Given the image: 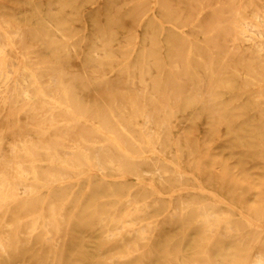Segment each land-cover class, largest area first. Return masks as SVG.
Wrapping results in <instances>:
<instances>
[{"label": "rangeland", "instance_id": "obj_1", "mask_svg": "<svg viewBox=\"0 0 264 264\" xmlns=\"http://www.w3.org/2000/svg\"><path fill=\"white\" fill-rule=\"evenodd\" d=\"M259 45L264 47V0H0V49L3 50L0 55L4 54L0 56V65L9 71V75L0 77V96L4 95L0 97V178L11 182L17 179L16 165L20 162L28 171L27 175H32L29 182L35 177L43 181L55 176L64 177L68 196L53 194L48 197L47 191L40 189L41 194L33 197L27 207L12 205L7 208L3 205L0 208L3 209L0 210V238H4L0 239V264H205L208 260L215 264L217 260H223V264H250V244L255 237L264 238V233L260 234L261 230L253 225L255 222L248 225L240 221L239 226L245 233L242 245L234 238L221 235L208 244L197 225L198 210L195 207L189 214L177 216L179 218L164 219L161 214L168 209L167 200L174 194L171 193L173 190L180 191L186 199L215 205L219 214L227 212L224 206L216 205L208 193H202V187L219 194L264 225V49ZM10 78L11 86L14 84L12 88L8 86ZM33 83L38 89L30 95L13 91L17 85L31 88ZM36 83L40 87L44 84L43 92ZM38 90L41 94L37 98ZM11 92H14L13 96ZM63 98L70 101L65 99L63 102ZM49 100L59 107H53ZM44 101H49L50 105L45 106ZM64 103L65 107L62 106ZM30 104L35 105L38 112L30 111ZM48 112L54 114L57 127L60 123L62 130L49 124L45 116ZM68 114L70 119L74 117L76 122L84 126L88 122L89 125L79 124L83 128L79 129L74 118L72 121L67 119ZM97 115L105 120L101 118L100 123ZM93 117L99 120H92ZM64 122L67 123L65 126ZM69 123L72 124L70 127ZM159 126L161 129L157 131ZM114 130L119 136L117 133L115 136ZM153 130L163 137L156 136ZM129 136L133 139L127 138ZM80 138H86L88 142L79 141L77 145ZM92 142H98V145ZM65 143L68 146L72 143L71 147H83L86 143L84 148L90 158L87 160L83 156L80 158L81 154L71 153V149H65L68 147ZM102 143L106 145L103 147ZM59 145L65 146L61 149ZM133 145L135 148H131ZM24 146L31 148L24 149ZM54 149L62 156L65 150L71 151H67L70 157L61 158L64 165L60 158L53 157V160L48 155L55 154ZM29 152L34 153L37 163H43L39 162L35 167L37 176L31 170ZM133 155H142V158ZM89 160L94 166H87L91 164ZM178 168L180 173L188 176L180 174ZM90 171L94 172L89 174ZM83 173L91 177L86 178ZM146 178L150 183H145ZM52 200L56 204V220L48 222ZM145 201L147 205H144ZM153 202H160L159 210ZM138 206L140 210L136 208ZM114 207L118 208L114 210ZM175 209L173 207L171 212ZM124 214H128L127 217ZM231 217L238 219L237 213ZM103 219L105 231L113 234L118 231L116 237H104L100 225ZM148 221L149 224H145ZM56 222L62 228L57 229ZM49 223L55 226L51 227ZM31 225H38L35 227L38 229ZM142 227L148 229L145 231ZM138 230L145 231L142 240L138 239L141 237ZM130 233L133 234L130 236ZM259 249L256 247L255 251ZM205 251L207 254L203 255Z\"/></svg>", "mask_w": 264, "mask_h": 264}, {"label": "bare ground", "instance_id": "obj_2", "mask_svg": "<svg viewBox=\"0 0 264 264\" xmlns=\"http://www.w3.org/2000/svg\"><path fill=\"white\" fill-rule=\"evenodd\" d=\"M155 4H157V3H155ZM156 7V6H155ZM64 10V9H63ZM152 12V11H151ZM154 13V12H153ZM202 14V13H201ZM199 18V17H198ZM145 19V18H144ZM144 19H143V21H144ZM161 22V21H160ZM3 30V29H2ZM1 30V31H2ZM4 31V30H3ZM244 31V30H243ZM7 33V32H6ZM5 33V34H6ZM8 34V33H7ZM258 35V34H257ZM6 36V35H5ZM8 36V35H7ZM6 36V37H7ZM259 36V35H258ZM256 38H259V37H256ZM1 39H3V38H1ZM8 39V38H7ZM247 40V39H246ZM10 42V41H9ZM9 42H7L8 44H9ZM11 43H12V41H11ZM202 43V42H201ZM254 44V43H253ZM10 45V44H9ZM8 46V45H7ZM11 46V45H10ZM262 47L263 46H261V45H259V48H261L262 49ZM7 48H9V46L7 47ZM16 48V47H15ZM2 49H3V47H2ZM12 49H13V47H12ZM192 49V48H191ZM263 49H264V47H263ZM7 49H5V51H6ZM260 50V49H259ZM0 51H1V49H0ZM135 51V50H134ZM191 51V50H190ZM1 52H3V50L1 51ZM0 52V53H1ZM5 53V52H4ZM193 53V52H192ZM4 55V54H3ZM3 55H0V56H3ZM19 56V55H18ZM22 57H23V55H22ZM3 58V57H2ZM9 58V57H8ZM21 59V58H20ZM5 60V59H4ZM2 60V63L4 64H6V62L5 61H8V60ZM22 60V59H21ZM79 60V59H78ZM131 60V59H130ZM0 61H1V59H0ZM4 61V62H3ZM23 61V60H22ZM35 61V60H34ZM203 61V60H202ZM204 62V61H203ZM20 63V62H19ZM25 63V62H24ZM37 63V62H36ZM1 64V63H0ZM16 64V63H15ZM2 65V64H1ZM0 65V77H4V76H7V74H8V72L9 71H7L8 69L6 68H4V67H2ZM17 65V64H16ZM15 65V66H16ZM178 64H176L175 66H177ZM6 66H7V64H6ZM5 66V67H6ZM21 66V65H20ZM19 67V66H18ZM39 67H41V66H39ZM178 67H179V65H178ZM178 67H177V70H178ZM12 68H13V66H12ZM27 67L25 66V69H26ZM43 68H44V66H43ZM18 69V68H17ZM17 69L15 70V71H17ZM24 68L22 69V71L23 70H25ZM28 71L30 70V69H27ZM39 70H44V69H39ZM46 70V69H45ZM176 70V71H177ZM12 72H14V71H12ZM32 72V71H31ZM177 72H180V70L179 71H177ZM18 73H20V71L19 72H17V76H18ZM34 73V72H33ZM114 73V72H113ZM112 73V74H113ZM239 73V72H238ZM38 74V73H37ZM50 74V73H49ZM84 74H85V71H84ZM164 74V73H163ZM9 75V74H8ZM55 75V74H54ZM82 75V74H81ZM86 75V74H85ZM149 75V74H148ZM40 76H42V75H40ZM50 76V75H49ZM51 76H53V75H51ZM63 76V75H62ZM84 76V75H83ZM90 76H92V75H90ZM245 76V75H244ZM36 78H37V76H35ZM54 77V76H53ZM75 77V76H74ZM86 77H87V75H86ZM85 77V78H86ZM94 77V76H93ZM12 78V77H11ZM11 78H10V85H8V86H11ZM25 78V77H24ZM40 78V77H39ZM49 78V77H48ZM35 79V78H34ZM42 79H43V76H42ZM51 79V78H50ZM61 79V78H60ZM63 79V78H62ZM81 79V78H80ZM63 80H65V79H63ZM82 80H84V78L82 79ZM82 80H80V83H81V81ZM7 81V80H6ZM37 81H38V79H37ZM55 81V80H54ZM61 81V80H60ZM151 81H153V80H151ZM254 81V80H253ZM256 81V80H255ZM18 82V81H17ZM51 82V81H50ZM251 82V81H250ZM5 83H8V81L7 82H5ZM16 83V82H15ZM133 83V82H132ZM20 84V83H19ZM35 83H33L32 84V87L30 88V87H20L19 85H17V86H15V88L13 89V91L14 92H18V91H20L21 93H23L24 94V96H26V95H30V92L32 91L33 92V90L34 89H38V88H36L35 87V85H34ZM134 84V83H133ZM142 84H143V81H142ZM2 85V84H1ZM14 85V84H13ZM12 85V86H13ZM36 85H37V83H36ZM44 85V84H43ZM43 85H41V87L43 86ZM48 85L49 84H47V86L46 87H48ZM107 85V84H106ZM140 85H141V83H140ZM6 86V85H5ZM12 86L11 87H9V88H12ZM19 86V87H18ZM37 86H39L40 87V84H38ZM53 86V85H52ZM56 86V85H55ZM59 86H61V85H59ZM65 86V85H64ZM63 86V88L65 89V87ZM68 86V85H67ZM66 86V87H67ZM92 86V85H91ZM90 86V87H91ZM141 86H143V85H141ZM144 86H146V85H144ZM147 86H148V84H147ZM174 86V85H173ZM3 86H1V88H2ZM40 87V88H41ZM50 87V86H49ZM62 87V86H61ZM107 87H108V85H107ZM106 87V88H107ZM134 87V86H133ZM43 88H45V87H43ZM57 89H58V87H56ZM55 88V89H56ZM6 89V91L8 90L7 89V87L5 88ZM4 88H3V90H5ZM46 89V88H45ZM50 89V88H49ZM48 89V90H49ZM53 88H51V90H52ZM55 89H54V91H55ZM44 90V89H43ZM47 90V89H46ZM50 90V91H51ZM94 90V89H93ZM146 90H147V88H146ZM145 90V91H146ZM1 91V90H0ZM5 91V92H6ZM40 90H38V92H39ZM41 91H42V88H41ZM40 91V92H41ZM53 91V92H54ZM58 91V90H57ZM60 91H62V89L60 90ZM64 91V90H63ZM65 91H66V89H65ZM64 91V92H65ZM68 91V90H67ZM66 91V92H67ZM99 91V90H98ZM105 91H106V89H105ZM14 92H11V95H12V93L14 94ZM37 93L36 94V96L38 95V94H41V93ZM43 92V91H42ZM95 92V91H94ZM46 93H48V91L46 92ZM106 93V92H105ZM5 94V93H4ZM18 94V93H17ZM48 94H51V93H48ZM58 94V93H57ZM6 95H8V94H6ZM54 95V94H53ZM64 95V94H63ZM67 95H69V92H68V94H66V96ZM93 95V94H92ZM4 95H2V97H3ZM9 96H10V92H9ZM13 96V95H12ZM65 95H64V97H66ZM191 96V95H190ZM219 96V95H218ZM221 96V95H220ZM1 97V96H0ZM1 97V98H2ZM11 97V96H10ZM39 97H40V95H39ZM49 97V96H48ZM110 97H112V96H110ZM262 97V96H261ZM37 98H38V96H37ZM45 98V97H44ZM50 98H52V97H50ZM53 98H54V96H53ZM45 99H47V98H45ZM45 99H43V100H45ZM49 99V98H48ZM56 99V98H55ZM60 99H61V97H59V102H60ZM66 99V98H65ZM64 98H63V102H64V100H65ZM68 99V98H67ZM66 99V100H67ZM79 99V98H78ZM78 99H77V101H78ZM112 100H113V98H111ZM7 100V99H6ZM28 100H30V99H28ZM74 100V99H73ZM72 100V102H74ZM3 101H5V100H3ZM2 101V102H3ZM41 101V100H40ZM50 101V104H51V100H49ZM49 101H48V103H45L46 101H44V104H45V106H48V105H50L49 104ZM58 101V100H57ZM67 101H70V100H67ZM114 101H116L115 99H114ZM114 101H112L113 102V104H115L116 102H114ZM7 102V101H6ZM58 102V103H59ZM112 102H110V104L112 103ZM3 103H5V102H3ZM2 103V104H3ZM43 103V102H42ZM53 103H54V101H53ZM62 103V102H61ZM68 103V102H67ZM77 103H79V102H77ZM1 104V105H2ZM35 105H37L36 103H34ZM46 104H48V105H46ZM57 104V103H56ZM73 104V103H72ZM71 104V105H72ZM34 105V106H35ZM41 105L42 104H40V107H41ZM51 105H53V104H51ZM55 105V104H54ZM53 105V107H56V108H58L59 107V105H58V107L57 106H54ZM64 105V107L66 106L65 105V103L64 104H62V106ZM70 105V104H69ZM89 105V104H88ZM95 105H97L96 104V102H95ZM4 106V105H3ZM7 106V105H6ZM16 106V105H15ZM29 106H31V104L30 105H28V107ZM34 106H31V108L29 107H27L28 109H32V110H30V111H33V110H35V111H37V109H36V107H34ZM61 106V104H60V107H62ZM73 106V105H72ZM63 107V108H64ZM71 107V106H70ZM89 107V106H88ZM112 107V106H111ZM126 107V106H125ZM158 107V106H157ZM35 108V109H34ZM43 108V107H42ZM41 108V109H42ZM44 108H46V107H44ZM48 108V107H47ZM50 108H52V106L50 107ZM50 108H48V109H50ZM67 108V107H66ZM73 108V107H72ZM76 108H78V107H76ZM5 109V108H4ZM47 109V110H48ZM75 109V108H74ZM86 109H88V108H86ZM138 109V108H137ZM25 110V109H24ZM24 110H22L23 112H24ZM42 110H44V109H42ZM51 110V109H50ZM49 110V111H50ZM54 110H55V108H54ZM57 110V109H56ZM59 110V109H58ZM60 110H62V109H60ZM97 110H99V109H97ZM22 111H21V113H22ZM45 111V110H44ZM43 111V112H44ZM63 111V110H62ZM64 111H66V110H64ZM71 111H73V110H71ZM108 111H109V108H108ZM113 111V110H112ZM29 112V111H28ZM38 112V111H37ZM37 112H36V115H37ZM39 112H40V110H39ZM54 112V111H53ZM60 112V111H59ZM80 112V111H79ZM110 112V111H109ZM174 112V111H173ZM26 113V112H25ZM33 114H34V112H32ZM51 113V112H50ZM49 112H48V115H45L48 119V122H49V124L51 125V126H56V128H58V129H61V128H59V127H61L60 126V123H59V127H57V122H56V120H55V118H54V114H50ZM55 113V112H54ZM64 113V116L66 117V114H65V112H63ZM66 113H68V112H66ZM70 114H72L71 112H69ZM74 113H76V114H78L77 112H76V110H75V112ZM20 114V113H19ZM28 114V113H27ZM30 114V113H29ZM28 114V115H29ZM61 115H59V116H62V113H60ZM70 114H68L69 115V118H67V119H70ZM101 114V113H100ZM25 115V114H24ZM72 115H74V116H78L79 118L82 116L81 114H79V115H75V114H72ZM18 116H20V115H18ZM35 116V115H34ZM63 116V117H64ZM91 116H93V115H91ZM98 116V118H100V116L99 115H97ZM96 116V117H97ZM1 117V116H0ZM46 117H44V118H46ZM82 117H84V116H82ZM95 117V116H94ZM92 118V120L93 119H96V118ZM108 117H110V116H108ZM113 117H114V115H113ZM113 117L111 118V120L113 119ZM72 118H74V117H72ZM72 118L70 119L71 121H72ZM78 118V119H79ZM102 118V117H101ZM101 118H100V123H101V121L102 120H105V119H103L102 118V120H101ZM150 118V117H149ZM43 119V118H42ZM60 119H62V117H60ZM64 119H66V118H64ZM62 120V121H65V120ZM75 119V122L77 121L76 120V118H74ZM73 119V120H74ZM82 119V118H81ZM85 119V118H84ZM114 119H115V117H114ZM114 119H113V121L112 122H114ZM28 120V119H27ZM68 121V122H71V121ZM80 120V119H79ZM90 120V119H89ZM88 120V121H89ZM97 120V119H96ZM96 120H94V121H96ZM99 120V119H98ZM97 120V121H98ZM118 120H120V119H118ZM83 121V120H82ZM85 121V120H84ZM83 121V122H84ZM41 122V121H40ZM44 122V121H43ZM67 122V121H66ZM73 123L72 122V124H76L77 123V125H78V128L80 127V128H82L79 124H81L82 125V123L81 122H76V123ZM120 122H122L121 120H120ZM120 122H115V123H120ZM133 122V121H132ZM85 123H86V121H85ZM90 123V122H89ZM92 123H93V121H92ZM98 123V122H97ZM103 123V122H102ZM115 123H113V124H115ZM123 123V122H122ZM18 124H19V119H18ZM65 124H67V123H65L64 122V125L63 126H65ZM71 124V125H72ZM94 124V123H93ZM144 124V123H143ZM70 125V123L68 124V126L70 127L71 126ZM76 125V126H77ZM87 125H89L88 124V122H87ZM86 125V126H87ZM91 125V124H90ZM98 125H102V124H98ZM104 125H105V123H104ZM106 125H108L109 126V123H107ZM105 125V126H106ZM123 125H125L124 123H123ZM159 125V124H158ZM164 125V124H163ZM163 125H160V126H163ZM19 126V125H18ZM75 126V125H74ZM75 126V127H76ZM83 127H86V126H84V125H82ZM115 126H117V124L115 125ZM160 126H159V128H158V130L157 131H159V129H161L160 128ZM45 127H46V125H45ZM69 127H67V128H69ZM94 127V126H93ZM93 127H91L92 129H94L95 130V128L97 127V125H96V127L95 128H93ZM111 127V126H110ZM114 127V126H113ZM122 127V130L121 131H123V126H121ZM142 128H143V125L141 126ZM145 127V126H144ZM148 127V126H147ZM150 127V126H149ZM171 127V126H170ZM33 128V127H32ZM52 128V127H51ZM55 128V127H54ZM64 128V127H63ZM77 128V127H76ZM77 128V129H78ZM79 128V129H80ZM88 128H90V127H88ZM98 128H102V126L100 127H98ZM116 128V130L118 129L119 130V128H120V126H119V128H117V127H115ZM127 128V127H126ZM140 128V127H139ZM37 129H38V127H37ZM40 129H43V128H40ZM57 129V130H58ZM66 129V128H65ZM71 129V128H70ZM70 129H68V130H70ZM73 129H74V127H73ZM76 129V132H78V130ZM83 129V128H82ZM85 129V128H84ZM107 129V128H106ZM145 129H146V127H145ZM48 130V129H47ZM47 130H46V133H47ZM62 130V129H61ZM68 130H67V132H68ZM99 130V129H98ZM109 130V129H108ZM126 130H128V128L126 129ZM141 130V129H140ZM147 130V129H146ZM87 131V130H86ZM115 131V130H114ZM121 131L119 132L120 133V136H121ZM141 131H143V130H141ZM154 131V130H153ZM48 132H50V129H49V131ZM75 132V131H74ZM75 132V133H76ZM89 132H91V130L90 131H87V133H89ZM98 132V131H97ZM102 132H105V131H103L102 130ZM101 132V133H102ZM118 131H115V136H116V133H117ZM125 132V131H124ZM128 132V131H127ZM161 132V131H160ZM62 133V132H61ZM80 133V132H79ZM78 133V134H79ZM100 133V132H99ZM109 134H110V132H108ZM143 133L144 132H142V135H143ZM148 133V131H146V134ZM154 133L156 134V131H154ZM154 133H153V136H154ZM49 133H47V135H48ZM68 134V133H67ZM70 134V133H69ZM86 134V133H85ZM94 134H96L95 132H94ZM93 134V135H94ZM106 134V133H105ZM112 134H113V130H112ZM124 134V133H123ZM134 133H132V135H133ZM77 135V133L75 134V136ZM79 135H81V134H79ZM83 135V134H82ZM81 135V136H82ZM89 135H91V134H89ZM92 135V136H93ZM114 135V134H113ZM126 136H127V134H125ZM129 135V134H128ZM158 135H161L159 132L156 134V136H158ZM49 136H50V134H49ZM63 136V135H62ZM105 136V135H104ZM103 136V137H104ZM107 136V135H106ZM112 136V135H111ZM117 136H119L118 135V133H117ZM131 136V135H130ZM130 136L129 137H127V138H130ZM134 136V135H133ZM132 136V137H133ZM150 136V135H149ZM152 136V137H153ZM155 136V137H156ZM162 136V135H161ZM80 137V136H79ZM83 137V136H82ZM94 137V136H93ZM92 137V139L95 141L96 139H94ZM112 137H114V136H112ZM112 137H110V139L112 138ZM131 137V138H132ZM144 137H146L145 135H144ZM163 137V136H162ZM62 137H60V140H64V139H61ZM69 138V137H68ZM76 138H78V136H76ZM87 138V137H86ZM86 138L83 140H81V138L80 139H78L77 141V145H79L78 143H79V141H82V142H88V140H86ZM119 138V137H118ZM122 138V137H121ZM130 138V139H131ZM154 138V137H153ZM157 138V137H156ZM58 139V138H57ZM103 139V138H102ZM129 139V140H130ZM133 139V138H132ZM131 139V140H132ZM136 139V138H135ZM134 139V140H135ZM140 139V138H139ZM145 139H148V137L147 138H145ZM158 139V138H157ZM92 140V141H93ZM118 140V139H117ZM131 140L129 141L130 143H131ZM149 140H151V138L149 139ZM155 139H153V141H154ZM174 140V139H173ZM107 141H111V140H107ZM112 141L114 142V140L112 139ZM111 141V142H112ZM116 141V140H115ZM141 141V140H140ZM158 141V140H157ZM161 141V140H160ZM159 141V142H160ZM1 142V141H0ZM66 142V141H65ZM71 142H72V139H71ZM99 142H101V141H99ZM106 142V141H105ZM112 142V143H113ZM119 143H121V140H119L118 141ZM128 142V141H127ZM128 142V143H129ZM134 142H136V141H134ZM137 142H139V141H137ZM136 142V143H137ZM141 142H143V141H141ZM150 142V141H149ZM151 142H152V140H151ZM151 142H150V144H151ZM154 142H156V141H154ZM158 142V143H159ZM69 143V142H68ZM98 143V142H97ZM97 143H93L92 142V144L94 145V144H96V145H98ZM118 143V144H119ZM129 143V144H130ZM136 143H133L132 142V144H136ZM157 143V144H158ZM43 144V143H42ZM66 145H67V143H65ZM74 144V143H73ZM89 144V143H88ZM91 144V145H92ZM103 144V147L106 145V143H102ZM115 144V143H114ZM122 144V143H121ZM120 144V146H122ZM125 144V143H124ZM129 144H127V145H129ZM139 144V143H138ZM141 144V143H140ZM140 144H139V146H140ZM143 144H144V142H143ZM146 144H147V142H146ZM156 144V145H157ZM22 145V144H21ZM48 145V144H47ZM71 146H72V143L70 144ZM68 146V147H66L65 145H63V146H65V149H71L72 150V152L71 151H68V150H65L64 151V154H63V156L62 155H60V153H58L55 149H54V153L55 154H50L49 152V154L48 155H50L51 156V158L53 159V157H56V158H60V160L59 161H61L60 163H62V160H61V158H63V157H65V158H68V157H70V156H68V152H71V153H73V154H76V153H78L79 155L81 154V156H80V158H82V156L83 157H85L87 160H88V152H86V150H85V148H84V146H86V143H85V145H83V147L82 146H78V147H71V146ZM76 145V142H75V146H77ZM95 145V146H96ZM117 145V144H116ZM131 145V144H130ZM148 145V144H147ZM154 145V144H153ZM59 146H62V145H59ZM63 146H62V148L61 149H63ZM118 146V145H117ZM138 145H137V147H139ZM144 146V145H143ZM155 146V145H154ZM154 146H153V148H154ZM162 146V145H161ZM175 146V145H174ZM185 146V145H184ZM23 147V146H22ZM47 147H49V146H47ZM91 147V146H90ZM97 147V146H96ZM95 147V148H96ZM99 147V146H98ZM119 147V146H118ZM136 147V148H137ZM149 148H150V145L148 146ZM176 147V146H175ZM28 148H31V147H28V146H24V149H28ZM101 148V147H100ZM114 148V147H113ZM116 148V147H115ZM131 148H135V146L133 145V147H131ZM15 149H16V147H15ZM34 149H35V147H34ZM59 149V148H58ZM60 149V150H61ZM119 149V148H118ZM121 149V148H120ZM125 149V148H124ZM161 149V148H160ZM31 150H33V149H31ZM48 150L49 151H51V149L50 148H48ZM88 150H90V149H88ZM95 150V149H94ZM102 150V149H101ZM126 150V149H125ZM124 150V151H125ZM128 150V149H127ZM126 150V151H127ZM177 150V149H176ZM25 151V150H24ZM39 152H40V150H38ZM44 151V150H43ZM47 151V150H46ZM68 151V152H67ZM96 151V150H95ZM106 151V150H105ZM118 151H120V150H118ZM121 151H122V149H121ZM125 151V152H126ZM143 151V150H142ZM150 151H151V149H150ZM28 152V151H27ZM34 152V151H33ZM90 152V151H89ZM92 152V151H91ZM103 152V151H102ZM101 152V153H102ZM110 152H112V151H110ZM154 152V151H153ZM153 152H150V153H153ZM158 152V151H157ZM14 153V152H13ZM16 153V152H15ZM18 153H19V151H18ZM99 153V152H98ZM106 152H104V154H105ZM122 153H124V152H122ZM160 153V152H159ZM178 153V152H177ZM34 153H32V152H29V154H28V156H29V162H30V166H32L31 167V170H32V172H33V175H36V172H37V169L35 168L36 166H37V164H39V162L37 163V160L35 159V157H34V155H33ZM90 154V153H89ZM93 154V153H92ZM103 154V153H102ZM109 154H112V153H109ZM128 154H129V152H128ZM130 154H132L131 152H130ZM129 154V155H130ZM143 156H144V154L145 153H141ZM157 154V153H156ZM19 155V154H18ZM78 155V156H79ZM108 155V154H107ZM125 155H126V153H125ZM137 155H138V153H137ZM142 155H140V156H138V157H141L142 158ZM146 155V154H145ZM150 155V154H149ZM152 155V154H151ZM154 155H155V153H154ZM154 155H152V156H154ZM178 155H180V153H178L177 154V156ZM77 156V155H76ZM77 156V157H78ZM128 156V155H127ZM135 158H137L138 159V157H136L135 155H133ZM148 156H146V158H147ZM164 157V156H163ZM179 157V156H178ZM90 158V157H89ZM93 159H94V157H92ZM101 158V157H100ZM104 158H105V156H104ZM125 158H126V156H125ZM131 158V157H130ZM133 158V157H132ZM132 158H131V160H132ZM145 158V157H144ZM145 158V159H146ZM51 159V160H52ZM78 159V158H77ZM110 158H109V156H108V160H109ZM122 159V158H121ZM128 159H129V157H128ZM136 159V160H137ZM151 159V158H150ZM54 160V159H53ZM57 160V159H56ZM108 160H107V162L106 163H108L109 165H110V161L108 162ZM117 159H115V161H116ZM144 160V159H143ZM147 160H148V158H147ZM164 160V159H163ZM64 161H66L65 159H64ZM95 161H96V158H95ZM99 161V160H98ZM111 161L112 162H114L113 160H112V158H111ZM118 161V160H117ZM116 161V162H117ZM120 161V160H119ZM122 161H124L125 162V160L123 159ZM128 161V160H127ZM134 161V160H133ZM138 161V160H137ZM55 161H53L52 163H54ZM87 163H88V161H86ZM89 162L91 163L90 165H89V163H88V165L87 166H91L93 163L89 160ZM131 162V161H130ZM146 163H147V161H145ZM152 162V161H151ZM158 162V161H157ZM180 162V161H179ZM41 163V162H40ZM65 163V162H64ZM67 163V162H66ZM82 163H83V161H82ZM101 163H103V161H102V159H101ZM101 163H98V164H101ZM121 163V162H120ZM126 163V162H125ZM41 164H43V163H41ZM56 164L58 165V163L56 162ZM63 164V163H62ZM74 164V163H73ZM84 164V163H83ZM114 165H116V163L114 162L113 163ZM52 165V164H51ZM50 165V166H51ZM54 165V164H53ZM60 165V164H59ZM64 165V164H63ZM66 165V164H65ZM85 165V164H84ZM109 165H106V166H109ZM113 165V166H114ZM117 165H119L120 166V164L118 163ZM138 165H140V163L138 164ZM142 165V164H141ZM17 172L19 173V177L17 178V179H15L14 181H9L7 178H0V208H2V206L3 205H7L6 207L8 208V207H10V206H12V205H22L23 207H27V206H29V204L30 203H32V200L31 199H34L33 197H35L36 195L38 196V194L40 193V189H42V190H46L47 191V196L49 197H51L53 194H57V195H62V194H65L66 195V179L63 177V178H61V176L58 178V177H52V178H48L47 180H41V179H39L38 177H35L34 179H33V182H29V178L32 176H28L27 174H28V171L26 170V169H24L23 167H22V164L19 162V163H17ZM60 166H62V165H60ZM59 166V167H60ZM67 166H68V164H67ZM66 166V167H67ZM74 166V165H73ZM72 166V167H73ZM82 167H83V165H81ZM80 166V167H81ZM92 166H94V164L92 165ZM100 165H97V167H99ZM111 166H112V164H111ZM118 166V167H119ZM124 166V165H123ZM123 166H121L122 168H123ZM136 166V165H135ZM135 166H133V167H135ZM105 167V166H104ZM103 167V168H104ZM176 167V166H175ZM63 168V167H62ZM84 168V167H83ZM92 168V167H91ZM95 168V167H94ZM94 168H92V169H94ZM113 169L114 168H116V167H112ZM139 168V167H138ZM177 168V167H176ZM180 168V167H179ZM179 168H178V172L180 173V171H179ZM202 168V167H201ZM212 168V167H211ZM64 169V168H63ZM82 169V168H81ZM91 169V170H92ZM117 169V168H116ZM203 169V168H202ZM66 170H68V171H70L71 170V172H72V169H70L69 170V168H67ZM89 170H90V168H89ZM102 170V169H101ZM104 170V169H103ZM120 170H121V168H120ZM119 170V171H120ZM123 170V169H122ZM181 170V169H180ZM201 170V169H200ZM204 170V169H203ZM212 170H213V168H212ZM79 171H81V170H79ZM79 171H77V172H79ZM113 171V170H112ZM134 171H135V169H134ZM156 172H157V170H155ZM74 172V171H73ZM94 172V171H93ZM92 171H90L89 172V174H91V173H93ZM104 172H106V168H105V171ZM118 172V171H117ZM191 172V171H190ZM214 172V171H213ZM35 173V174H34ZM81 173V172H80ZM95 173H96V171H95ZM120 173H121V171H120ZM119 173V174H120ZM136 173H137V170H136ZM158 173H159V170H158ZM167 173V172H166ZM187 173V172H186ZM75 174V173H74ZM84 174V173H83ZM82 174V176H85L86 177V173L83 175ZM96 174H98V173H96ZM101 174V173H100ZM165 174V173H164ZM170 174V173H169ZM180 174H182V173H180ZM179 174V175H180ZM185 174V173H184ZM30 175V174H29ZM93 175V174H92ZM95 175V174H94ZM127 175V174H126ZM125 175V176H126ZM131 175V174H130ZM146 175H148V174H146ZM150 175V174H149ZM159 175V174H158ZM166 175V174H165ZM173 175V174H172ZM172 175H169V176H172ZM183 175V174H182ZM182 175L180 176V177H182ZM191 175V174H190ZM189 175V176H190ZM2 176V175H1ZM26 176H28V177H26ZM37 176V175H36ZM65 176V175H64ZM67 176V175H66ZM65 176V177H66ZM88 176H90V175H87V177ZM101 176H102V174H101ZM132 176V175H131ZM130 176V177H131ZM139 176V175H138ZM160 176V175H159ZM183 176H185V175H183ZM188 176V175H187ZM187 176H185V177H187ZM86 177V178H87ZM91 177V176H90ZM120 177H123V176H120ZM120 177H116V178H120ZM152 177H154V176H152ZM103 178H105V176L103 177ZM108 178V177H107ZM110 178V177H109ZM124 178V177H123ZM122 178V179H123ZM139 178V177H138ZM141 178V177H140ZM160 178V177H159ZM162 178V177H161ZM193 178V177H192ZM194 178H195V176H194ZM79 179H81V178H79ZM121 179V178H120ZM135 179V178H134ZM181 179V178H180ZM91 180V179H90ZM109 180V179H108ZM143 180V179H142ZM141 180V182H143ZM145 180V179H144ZM183 179H181V181H182ZM40 181H43V182H40ZM68 181H69V179H68ZM76 181V180H75ZM115 181V180H114ZM146 181H147V178H146V180H145V183H146ZM154 181H156V180H154ZM163 182H164V180H162ZM175 181H176V179H175ZM180 181V180H179ZM72 182V181H71ZM76 182H78V180L76 181ZM140 182V181H139ZM139 182L137 181V183L139 184ZM148 183H150L149 181H147ZM152 182H153V180H152ZM197 182H198V180H197ZM69 183H70V181H69ZM73 183V182H72ZM175 183V182H174ZM37 184H39V187H36V185ZM90 184V183H89ZM144 184V183H143ZM152 184V183H151ZM181 184V183H180ZM139 185H141V184H139ZM145 185V184H144ZM150 185V184H149ZM162 185V184H161ZM79 186V185H78ZM148 186V185H147ZM151 186H155V185H151ZM156 186H157V184H156ZM155 186V187H156ZM158 186H159V184H158ZM90 187V186H89ZM163 187V186H162ZM113 188V187H112ZM157 188V187H156ZM182 188V187H181ZM184 188H186V187H184ZM184 188H183V190H184ZM88 189V188H87ZM190 189V188H189ZM40 190V191H39ZM76 190V189H75ZM114 190V189H113ZM112 189H111V191L112 192H114ZM124 190V189H123ZM135 190V189H134ZM182 190V191H183ZM186 190H188V189H186ZM198 189H196L195 191H197ZM201 192L202 193H208L209 195H210V197H211V199L212 200H214V202H215V204L216 205H222V206H224L225 208H226V210H227V212H225L224 214H219L216 210H215V205L213 206V204H205V203H202V202H196L195 201V199H186L185 198V196L182 194V193H180V191H175V190H173L174 192H171V193H174V194H170L169 195V199L167 200V207H168V209L167 210H165V211H163L162 212V218H164V219H168V218H174V217H176V218H179V217H183V216H185V214L186 213H188L189 212V210L192 208V207H195L197 210H198V215L196 216V222H197V225L200 227V232H201V236H203V238L204 239H206L207 240V243L208 244H210L216 237H217V235H221V236H224V237H226V238H234L235 239V242L237 243V244H241L242 245V243H243V240H244V236H245V233H243L242 232V230H241V228H240V226H239V224L241 223V222H243V223H247L248 225L250 224L251 225V223H257V224H253V225H255L256 226V229H259V230H261V232H260V234H263L264 233V225H262V224H260L258 221H254L249 215H247L241 208H239L238 206H236L235 204H233L232 202H230V201H228L227 199H225V198H223L222 196H220L219 194H217V193H215V192H212V191H209V190H206V189H204V188H202L201 187ZM88 191V190H87ZM154 191H155V189H154ZM181 191V192H182ZM192 192H194L193 191V189L191 190ZM199 191V190H198ZM197 191V192H198ZM73 192H74V190H73ZM72 192V193H73ZM132 192V191H131ZM156 192V191H155ZM157 192H158V190H157ZM200 192V191H199ZM41 194V193H40ZM70 194V193H69ZM74 194V193H73ZM207 194V195H208ZM72 195V194H71ZM114 195V194H113ZM129 195H130V193H129ZM160 195V194H159ZM208 195V196H209ZM115 196H117V195H115ZM162 196V195H161ZM160 196V200L162 199V197ZM167 196V195H166ZM66 197L68 198V196L66 195ZM71 197V196H70ZM83 197V196H82ZM98 198H99V196H98ZM113 198H116V197H112L111 199H113ZM133 198V197H132ZM131 198V199H132ZM100 199V198H99ZM118 199H119V197H118ZM69 200H71V199H69ZM68 200V201H69ZM82 200V199H81ZM108 200H110V198L108 199ZM123 200H125V198L123 199ZM150 200V199H149ZM45 201H47V200H45ZM103 201V200H102ZM119 201H120V199H119ZM127 201V200H126ZM151 201H152V198H151ZM150 202V201H149ZM46 203V202H45ZM121 203H123V201L121 202ZM127 203H128V201H127ZM144 203V202H143ZM154 203V202H153ZM68 204V203H67ZM146 204V201H145V203H144V205ZM122 205V204H121ZM136 205V204H135ZM138 205V204H137ZM143 205V206H144ZM147 205V204H146ZM154 207H156V209L157 210H159L160 209V202H155L154 204H152ZM62 206H64V205H62ZM118 206H120V205H118ZM139 206H140V204H139ZM136 207V208H138L139 210H140V207ZM143 206H141L142 208H143ZM5 207V208H6ZM50 212H51V214H50V219H49V221L48 222H54L56 219H55V217H54V211H55V207H56V204H55V202L52 200L51 201V204H50ZM153 207V208H154ZM173 207H175V208H177V209H175V211L174 212H171L172 211V209H173ZM11 208V207H10ZM62 208H65V207H62ZM61 208V209H62ZM96 208H97V206H96ZM115 208V207H114ZM116 208H118V207H116ZM116 208L114 209V210H116ZM135 208V209H136ZM141 208V209H142ZM147 208V207H146ZM44 209V208H43ZM113 209V208H112ZM129 209H132V208H129ZM128 209V210H129ZM0 210H3V209H0ZM118 210V209H117ZM127 210V211H128ZM134 210V209H133ZM137 210V209H136ZM149 210V209H148ZM43 211V210H42ZM62 211V210H61ZM96 211H97V209H96ZM126 211V212H127ZM130 211V210H129ZM128 211V212H129ZM146 211V210H145ZM150 211V210H149ZM2 212V211H1ZM56 212V211H55ZM117 212V211H116ZM7 213H9V212H7ZM96 213V212H95ZM130 213H131V211H130ZM129 213V214H130ZM140 213H141V211H140ZM233 213H237V216H238V219L236 220V219H233L231 216H233ZM41 214V216H42V213H40ZM97 214V213H96ZM143 214V213H142ZM147 214V213H146ZM189 214V213H188ZM7 215V214H6ZM39 215V214H38ZM37 215V216H38ZM61 215V214H60ZM60 215H59V217H60ZM111 215V214H110ZM126 214H124V216H125ZM128 215V214H127ZM127 215H126V217H127ZM137 215V214H136ZM37 216H35V217H37ZM41 216H39V217H41ZM123 216V217H124ZM177 216H179V217H177ZM6 217H8V216H6ZM43 217H45V216H43ZM103 217H105V216H103ZM110 217V216H109ZM132 217V216H131ZM130 217V218H131ZM147 217V216H146ZM125 218V217H124ZM129 218V219H130ZM133 218H134V216H133ZM27 219H29V218H27ZM27 219H25V220H23V221H26ZM34 219V218H33ZM32 219V220H33ZM44 219L45 218H43L42 220L44 221ZM108 218H106V221H108L107 220ZM113 219V218H112ZM38 220V222H40V220H41V218L40 219H37ZM116 220V219H115ZM117 220H118V218H117ZM131 220H133V219H131ZM157 220H160V219H157ZM4 221H5V219H4ZM34 221V220H33ZM114 221V220H113ZM112 220H111V222H113ZM122 221H123V219H122ZM155 221V220H154ZM241 221V222H240ZM35 222V221H34ZM37 222V221H36ZM64 222V221H63ZM105 221H104V219H103V221H102V223H100V225H101V228H103L104 229V227L106 228V223H104ZM117 222V221H116ZM124 222V221H123ZM139 222V221H138ZM186 222V221H185ZM21 223V222H20ZM19 223V224H20ZM57 223V225L59 224L58 222H56ZM65 223V222H64ZM114 223V222H113ZM143 223V222H142ZM35 224V223H34ZM47 224V223H46ZM121 224V223H120ZM126 224V223H125ZM129 224V223H128ZM145 224H149V221H148V223L147 222H145ZM156 224H157V222H156ZM194 224V223H193ZM4 225H5V222H4ZM38 225H39V223H38ZM38 225H36V226H38ZM43 225H45V224H43ZM49 225H50V223H49ZM49 225H46V226H49ZM66 225V224H65ZM144 225V224H143ZM143 225H141V226H143ZM6 226H8V225H6ZM32 226V225H31ZM36 226H32L33 227V229H38V228H35ZM51 227L52 226H55V224L53 223L52 225H50ZM60 225H58L57 226V229H58V227H59ZM123 226H125V225H123ZM122 226V227H123ZM131 226H133L134 227V224L133 225H131ZM140 226V227H141ZM151 226H153L152 224H151ZM128 227H130L129 225H128ZM149 227H150V225H149ZM156 227H158V226H156ZM14 228V227H13ZM59 228H62V227H59ZM132 228V227H131ZM136 228V227H135ZM134 228V229H135ZM143 228V227H142ZM3 229H4V227H3ZM10 229H12V228H10ZM41 229V228H40ZM51 229V228H50ZM102 229V234L104 235V237L107 239V238H113L115 235H116V233L118 232V231H116V233L115 234H113V233H111L110 231L109 232H106L105 231V229L103 230ZM110 229V228H109ZM133 229V230H134ZM141 229V228H140ZM144 229V228H143ZM145 229H148L147 227L145 228ZM144 229V230H145ZM152 229V228H151ZM31 229L29 228V232L30 233H32L31 231H30ZM44 230H45V227H44ZM48 230V229H47ZM47 230H46V232H47ZM126 230V228L124 229V231ZM144 230H138V234H139V236H141L140 238H138V239H140V240H142L141 238H142V236L144 237L145 236V231ZM3 231V230H2ZM33 231V230H32ZM53 231H54V229H53ZM59 231H60V229H59ZM150 231V230H149ZM58 232V231H57ZM113 232V231H112ZM115 232V231H114ZM3 233V232H2ZM30 233H29V235H30ZM36 233V232H35ZM35 233H33V234H35ZM51 233H53V232H51ZM136 233H137V231H136ZM150 234H151V231L149 232ZM156 233V232H155ZM58 234V233H57ZM60 234V233H59ZM58 234V235H59ZM119 234H121L120 232H119ZM133 233H130V236L132 235ZM147 234V233H146ZM57 235V236H58ZM129 235V234H128ZM30 236H33V235H30ZM119 236V235H118ZM122 236V235H121ZM147 236V235H146ZM151 236H153V235H151ZM48 237V236H47ZM116 237V236H115ZM120 237V236H119ZM148 237H149V235H148ZM1 238H2V240L4 239L2 236H1ZM0 238V239H1ZM18 238V237H17ZM50 238V237H49ZM57 238V237H56ZM121 238V237H120ZM145 238V237H144ZM10 239V238H9ZM45 239H47V238H45ZM203 239V240H204ZM51 240H54L55 241V239H51ZM59 240H61L60 238H59ZM11 241V240H10ZM47 241H49V240H47ZM144 241H145V239H144ZM2 242V241H1ZM5 242H6V240H5ZM4 242V243H5ZM59 242H61V241H59ZM146 242H147V239H146ZM6 243H8V242H6ZM48 243V242H47ZM57 243V242H56ZM144 243V242H143ZM151 243V242H150ZM235 243V244H236ZM253 244H250V247H249V250H250V253H252V255H251V258H250V264H264V238L263 237H261V236H258V237H255V239L253 240V242H252ZM2 244V243H1ZM244 244V243H243ZM246 244V243H245ZM3 246H4V244H2ZM8 245H10V244H8ZM19 246V245H18ZM58 246H59V244H58ZM57 246V247H58ZM227 246H228V244H227ZM256 247H260V249L259 250H256L255 251V249H256ZM0 248L2 249V246H0ZM7 248V247H6ZM10 248V247H9ZM55 248V247H54ZM0 249V250H1ZM58 249V248H57ZM56 249V250H57ZM3 250H5V249H3ZM145 251V250H144ZM143 251V252H144ZM206 251H207V249H206ZM204 252V254L203 255H205V253L207 254V252ZM57 252V251H56ZM7 254V253H6ZM138 254V253H137ZM134 255V254H133ZM135 255H136V253H135ZM134 255V256H135ZM126 257L127 256H125V259H126ZM122 258V257H121ZM220 258V257H219ZM115 259H116V257H115ZM114 259V260H115ZM119 259V258H118ZM128 259V258H127ZM217 259V258H216ZM113 260V259H112ZM124 260V259H123ZM113 262V261H112ZM35 264V263H34ZM205 264H215V263H213V261H211V260H208ZM216 264H223V260H217V262H216Z\"/></svg>", "mask_w": 264, "mask_h": 264}]
</instances>
